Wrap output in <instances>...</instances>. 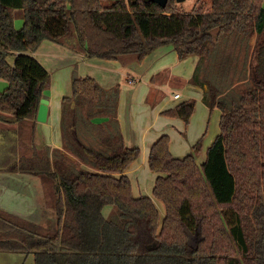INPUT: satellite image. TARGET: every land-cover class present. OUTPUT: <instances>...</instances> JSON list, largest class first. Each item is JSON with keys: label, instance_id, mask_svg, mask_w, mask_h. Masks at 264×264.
<instances>
[{"label": "trees", "instance_id": "obj_1", "mask_svg": "<svg viewBox=\"0 0 264 264\" xmlns=\"http://www.w3.org/2000/svg\"><path fill=\"white\" fill-rule=\"evenodd\" d=\"M45 39L124 64L168 44L180 59L199 58L191 82L221 110V130L201 164V139L183 158L168 134L151 146L163 220L151 197L133 194L127 171L141 149L124 142L118 88L73 76L62 100L63 149L37 147L51 74L26 52ZM1 80L0 122L17 128L1 130L0 171L41 176L57 213L49 228L0 208L1 252L33 254L35 264H264V0H211L191 11L177 0H0ZM194 109L185 100L164 113L188 124Z\"/></svg>", "mask_w": 264, "mask_h": 264}, {"label": "crops", "instance_id": "obj_2", "mask_svg": "<svg viewBox=\"0 0 264 264\" xmlns=\"http://www.w3.org/2000/svg\"><path fill=\"white\" fill-rule=\"evenodd\" d=\"M15 25L16 28H19L16 21ZM45 40L42 41L40 47L35 53L41 50L43 43L47 42ZM50 41L51 40H49V43L55 45L57 49L56 51L53 50V57H51L50 50L47 54L43 53L48 66L54 65L52 68L56 71L58 67L69 64L70 69L67 73L62 74V78L54 76L53 82L51 75L50 88L45 90V98H48L50 101L48 119L46 122H39L37 120L36 123L35 141L37 147L42 149L45 146H50L51 148L63 149L61 131L62 100L64 97L72 95L73 76H90L95 78L105 89L118 88V120L124 136V142L128 147H139L141 149L140 157L132 163L127 171V174L132 181L133 194L135 197H154L152 199L155 202V199L157 198L153 195V188L160 173L152 171L148 163L153 143H155L162 135L168 134L171 138L170 150L172 154L175 157L183 158L191 152L194 144L200 140V138L193 139L192 141L188 140L185 133L189 123L186 124L180 117L170 116L164 113L175 107L177 102L183 97V94L180 93L178 87L183 88L187 93H194L196 91L197 93L199 92L202 94L205 92V87L189 82L196 66L195 63L197 60L193 58L195 56L191 55L180 59L174 47L168 44L160 46L150 53L151 55L154 53L153 58L156 60H151L149 65L145 64L148 60L144 63L132 61L128 64H124L118 59L107 60L101 58H89L62 44L57 43L62 48L58 47L56 46V42L52 41L54 42L52 43ZM49 48H51L50 45ZM55 52L56 54H54ZM149 55L146 56L145 59L150 57ZM167 55L174 58V60H172L173 63H171V61L168 63L165 62L164 64L156 62L161 58H165ZM48 56H50V59H48ZM66 58H69L71 62L68 63ZM176 59L186 64V70L182 73L183 76L177 75L175 71L174 67ZM186 59L188 60L186 61ZM154 62L155 65L153 67ZM136 64H139V66L144 65L143 70H145V72L143 71L142 73L144 82L140 81L144 86V89L141 91H145L142 95H140L138 91L140 87H136L134 90H128L127 87L120 82L122 75H127L128 84L135 83V78L129 72V68L135 69L137 67ZM137 69H139L138 71L142 70V68ZM95 70L99 71H96L98 76L91 74V71ZM49 72H51L50 69ZM160 73L162 74L160 75ZM147 74L148 76H146ZM150 74L151 76H149ZM158 75H160V80L156 84L154 79ZM5 82L6 81L4 80L0 81L1 90L7 87V82ZM59 82L63 83L64 89L60 95H57L54 86L57 88ZM167 87L175 89L173 92H170L171 96L169 98L165 93ZM49 91H52L50 95L48 93ZM175 93H180L181 97L174 99ZM137 98H140L144 102V107L139 111H137L133 105ZM187 98L190 97L187 96ZM127 116L129 117V122ZM145 116H147L148 119H143ZM94 121L104 122L105 118L98 117ZM16 128L17 124L0 122V145L4 139L1 130L12 132L16 130ZM209 147L210 146L205 147L201 153L202 155L200 154L201 156L197 158L199 164L205 161L207 149ZM69 156L73 157L71 154H69ZM140 176L143 179H140ZM151 194L153 196H151ZM0 208L44 227L51 226H47L48 220H54L52 225H55L57 222L56 211L53 208L48 207L46 204L45 191L41 176L31 173L6 170L0 171ZM0 253L6 254L9 252L0 251Z\"/></svg>", "mask_w": 264, "mask_h": 264}, {"label": "rangeland", "instance_id": "obj_3", "mask_svg": "<svg viewBox=\"0 0 264 264\" xmlns=\"http://www.w3.org/2000/svg\"><path fill=\"white\" fill-rule=\"evenodd\" d=\"M115 1L116 0H102V3L107 6V5H111ZM177 3H178V7H179L180 10H182V11H191L194 8L195 9H199L200 7H204L205 9H207L210 6L211 0H181V1L177 0ZM21 13H22L21 10H17V15H19V14L21 15ZM20 15L17 17V20H16V24H17V26L19 28H21L23 26V23H24V20L20 17ZM45 41H47V42L43 43V45L41 46V50L39 52L35 53V51H27L26 53H29L30 55H32L35 58H37L48 70L49 69L51 70L52 73L51 72L50 73L52 75V82H53L54 76H57L58 78H62V74L67 73L69 71L70 67H69V64H65L62 67H58L57 70L54 71V69L52 68L54 65L48 66V64L46 62V58L44 57L43 53L47 54L49 52V50H50L51 57H53L52 56L53 50L56 51L57 48L55 47V45L49 43V40H45ZM253 41H254V39L252 40V42ZM50 42H52V41H50ZM52 43H54V42H52ZM49 45H50L51 48H49ZM56 46L61 47L57 43H56ZM54 54H56V52ZM149 56L150 57H148L147 59H144V61H142L144 63V62H146V60H148L145 63L146 65H149L151 60H153V61L156 60V59L153 58L154 53H152V55L150 54ZM14 58H15L14 56H10L9 57V62L13 63L14 62ZM193 58H195V60H197L196 63H195L197 65L199 58L197 56H195ZM48 59H50V56H48ZM66 59H67L68 63L71 62V60L69 58H66ZM95 60H99V59H95ZM172 60H174V58H172L171 56L167 55L165 58H161V59L157 60L156 62L164 64L165 62L168 63V62L171 61V63H173ZM187 60L188 59H186V61ZM74 65H76V64H74ZM154 65H155V62L153 64V67H154ZM76 66H78V65H76ZM136 66L137 67L135 69L129 68V72L135 78V83L128 84L127 75L126 76L122 75L120 82H121L122 85H125L128 90H130V89L134 90V89H136V87H138V88L140 87V89H138V91H139L140 95H142L143 93H145V91H141V90L144 89L143 88L144 87L143 83H141V82H144V77L142 75L143 71L145 72V70H143L144 69V65L139 66V64H136ZM137 68H142V70L138 71L139 69H137ZM174 68H175V71H176L177 75L183 76L182 73H184V71L186 70V64L183 63V62H180L178 59H176V64H175ZM96 71L99 72L98 70H95V71H91V74L95 75V76H98V73ZM149 71H151V70H149ZM193 73H194V71H193ZM161 74L162 73H160V75ZM160 75H158L154 79V82L156 84L160 80ZM146 76H148V74ZM149 76H151V74ZM191 78H192V76L190 77V81L189 82H191ZM56 85H57V83H56ZM178 88H179L180 93L183 94V97L181 98V100L179 102H177V104L182 102V101H185V99H186V100H192L194 105H195V109H194L192 117H191V119L189 121V125H188V128L186 130L185 135H186V138L188 140H190V141H192L193 139H196V138H200L201 139V144H202L201 153H202V151H203V149L205 147H208V146L212 145V143L215 141L217 135L220 133V130H221V128H220L221 110L218 109V108H214L212 110L209 109V107L206 105V103L204 101L205 92L202 93V94H200L199 92L197 93L196 91L194 93H192V92L191 93H187V91L183 90V88H181V87H178ZM63 89H64V87H63V83L62 82L58 83V87L57 88L54 86V90L57 91L56 92L57 95H60V93H62ZM166 89L167 90L165 91V93L167 94V96L169 98L171 96L170 92H173L175 89L172 88V87H167ZM170 89H171V91H170ZM51 92L52 91L48 92L49 95H50ZM187 96L190 97V98H187ZM58 100H60V99H58ZM133 105L136 108V110L139 111L142 107H144V102L140 98H137L135 103H133ZM127 119H128V122H129V117L128 116H127ZM143 119L146 120V119H148V117L145 116ZM152 130H153V128H152ZM200 154H199L198 157H200L202 155V154L201 155ZM140 171H142V170H140ZM138 174H139V172H138ZM140 179H143V178L140 176ZM151 196H153V195L151 194ZM152 198H154V197H152ZM155 203H156V206H157V208H158V210L160 212L161 220H163L164 217H165V214H166L165 205L158 198L155 199ZM110 209L111 208H108L107 211H109ZM53 221L54 220H48L47 226L51 225L49 227H51V228L55 227L56 224L52 225ZM0 264H35V263H34L33 254H23V253H18V254L6 253V254H3V253H0Z\"/></svg>", "mask_w": 264, "mask_h": 264}, {"label": "water", "instance_id": "obj_4", "mask_svg": "<svg viewBox=\"0 0 264 264\" xmlns=\"http://www.w3.org/2000/svg\"><path fill=\"white\" fill-rule=\"evenodd\" d=\"M153 2H156L160 6L165 7L168 3L169 0H150ZM181 1V0H178ZM49 104L50 101L48 98L43 97L40 101L39 105V110H38V115H37V120L39 122H46L48 119V113H49Z\"/></svg>", "mask_w": 264, "mask_h": 264}, {"label": "built area", "instance_id": "obj_5", "mask_svg": "<svg viewBox=\"0 0 264 264\" xmlns=\"http://www.w3.org/2000/svg\"><path fill=\"white\" fill-rule=\"evenodd\" d=\"M180 97H181V94H180V93H175V94H174V98H175V99H178V98H180Z\"/></svg>", "mask_w": 264, "mask_h": 264}]
</instances>
